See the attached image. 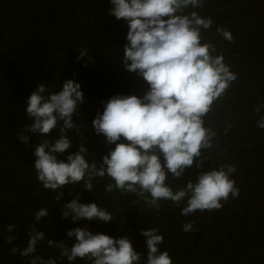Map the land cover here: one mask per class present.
<instances>
[{
  "label": "trees",
  "instance_id": "trees-1",
  "mask_svg": "<svg viewBox=\"0 0 264 264\" xmlns=\"http://www.w3.org/2000/svg\"><path fill=\"white\" fill-rule=\"evenodd\" d=\"M112 7L111 0H0V264H29L10 249L27 246L32 224L46 234L36 253L45 259L60 255L59 249L48 246V239L71 247L75 237L69 239L67 230L80 227L114 239L127 235L146 264L147 238L141 232L155 227L164 237L161 250L169 252L173 264H264V129L256 126L264 116V0H203L202 8L185 9L212 18L211 28L201 32L202 42L215 45L237 79L204 117L205 126L217 136L212 148L202 150V168L194 164L179 180L169 174L166 183L175 189L194 180L198 171L233 164L238 198L230 197L220 210L185 217L170 202L162 201L157 211L135 194L105 192L107 177L94 181L93 191L82 184L45 190L36 178L34 151L42 139L25 126L32 122L26 114L28 97L38 85L58 91L68 79L80 84L84 100L79 115L73 116L80 131L69 132L71 146L56 155L66 161L83 143L85 158L98 165L115 147L93 126L104 102L116 95L143 98L150 89L142 76L127 75L119 67L124 65L128 22L112 15ZM217 27L231 31L233 41L224 39ZM82 49L86 53L78 60ZM59 127L46 137H57ZM19 133L29 137L27 143ZM118 142L127 143L123 137ZM57 191L63 192L59 202L54 199ZM77 196L81 203L107 208L113 220L62 217L63 204ZM45 207L49 216L37 222L35 212ZM182 221H195L197 230L183 232ZM9 224H15L11 232L6 231ZM8 235L16 239L7 243ZM56 264L90 262L64 258Z\"/></svg>",
  "mask_w": 264,
  "mask_h": 264
},
{
  "label": "clouds",
  "instance_id": "clouds-1",
  "mask_svg": "<svg viewBox=\"0 0 264 264\" xmlns=\"http://www.w3.org/2000/svg\"><path fill=\"white\" fill-rule=\"evenodd\" d=\"M111 3L114 7L110 13L128 22L124 65L119 67L127 75L136 72L142 76L150 89L143 98L116 95L104 102L103 112L97 113L93 126L97 134H103L107 143L115 147L98 165L95 160L85 158L88 150L83 143L66 161L58 160L56 155L71 146L69 132L80 131L73 120L84 100L80 84L68 79L58 91L43 83L38 85L28 97L26 114L32 122L25 126L42 139L34 151L36 178L45 190L82 184L93 191V182L107 177L105 192L135 194L157 211L162 201L170 202L185 217L197 211L220 210L230 197L240 195L232 178L235 165L221 164L198 171L194 180L189 179L175 189L166 183L169 174L179 180L194 164L198 170L202 168V150L212 148L217 136L216 131L205 126L204 117L237 79L223 54H217L215 45L202 42L201 32L211 28L212 18L195 10L185 13L188 8H202L203 0H111ZM216 31L233 41L227 28L217 27ZM85 53L86 49H82L77 59ZM256 112L260 113L259 107ZM58 124L59 135L48 139L46 134ZM256 126L264 129V116H260ZM18 135L28 142L27 135ZM121 137L127 143L118 142ZM62 196L63 192L57 191L54 199L59 202ZM61 214L65 218L71 216L73 221L86 218L107 223L114 218L107 208L94 202L81 203L78 196L63 204ZM47 216L46 207L35 212L37 222ZM194 224L195 221H182L181 230L194 232L197 230ZM14 227L15 224H9L6 231L11 232ZM28 235L26 247L13 246L10 251L13 254L19 251L29 264H56L57 259L64 258L69 262L86 259L90 264H141V254L134 250L127 235L114 239L85 228L68 229V238L75 237V242L69 247L63 241L48 239V246L59 249L60 255L47 259L36 254L45 232L32 224ZM141 235L147 238L146 264H173L169 252L161 250L164 237L159 229L148 228ZM15 239L12 235L5 237L7 243Z\"/></svg>",
  "mask_w": 264,
  "mask_h": 264
}]
</instances>
